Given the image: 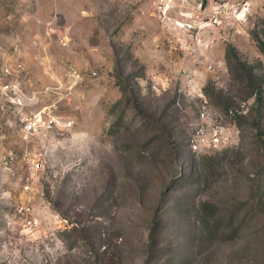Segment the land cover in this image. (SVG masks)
<instances>
[{
	"label": "rangeland",
	"instance_id": "rangeland-1",
	"mask_svg": "<svg viewBox=\"0 0 264 264\" xmlns=\"http://www.w3.org/2000/svg\"><path fill=\"white\" fill-rule=\"evenodd\" d=\"M255 37L264 0H0V264H264Z\"/></svg>",
	"mask_w": 264,
	"mask_h": 264
},
{
	"label": "trees",
	"instance_id": "trees-1",
	"mask_svg": "<svg viewBox=\"0 0 264 264\" xmlns=\"http://www.w3.org/2000/svg\"><path fill=\"white\" fill-rule=\"evenodd\" d=\"M254 39H255V41L257 42L258 47H259L261 50H263V48H262V45H263V44L259 42V40L257 39V37H255ZM263 51H264V50H263ZM225 58H226L227 61H230V59H233V60H234V63H235L236 65H239L240 68H243V67H244V64L241 63V62L239 61L236 52H234L233 48L230 47V46L227 48Z\"/></svg>",
	"mask_w": 264,
	"mask_h": 264
},
{
	"label": "built area",
	"instance_id": "built-area-1",
	"mask_svg": "<svg viewBox=\"0 0 264 264\" xmlns=\"http://www.w3.org/2000/svg\"><path fill=\"white\" fill-rule=\"evenodd\" d=\"M166 1H168V0H159V3H160L161 6H164V4L166 3ZM244 16H245V14L243 13L242 16H241V18H243ZM36 127H37V125L33 121H26L24 123V126H23L24 130L27 131V132H33V131H35L36 130Z\"/></svg>",
	"mask_w": 264,
	"mask_h": 264
}]
</instances>
